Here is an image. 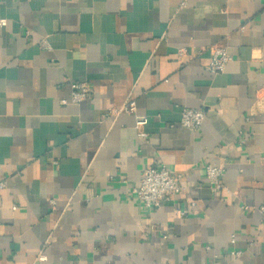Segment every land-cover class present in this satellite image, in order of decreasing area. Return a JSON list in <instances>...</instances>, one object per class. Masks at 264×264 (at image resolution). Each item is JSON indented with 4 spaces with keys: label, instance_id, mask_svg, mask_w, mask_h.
<instances>
[{
    "label": "crops",
    "instance_id": "1",
    "mask_svg": "<svg viewBox=\"0 0 264 264\" xmlns=\"http://www.w3.org/2000/svg\"><path fill=\"white\" fill-rule=\"evenodd\" d=\"M184 1L0 0V264H264V0ZM160 164L187 189L152 213Z\"/></svg>",
    "mask_w": 264,
    "mask_h": 264
},
{
    "label": "built area",
    "instance_id": "2",
    "mask_svg": "<svg viewBox=\"0 0 264 264\" xmlns=\"http://www.w3.org/2000/svg\"><path fill=\"white\" fill-rule=\"evenodd\" d=\"M185 1L183 0V5ZM8 24L7 18H0V28L5 27ZM44 45L47 46V42L44 40ZM232 60L228 49L226 47H215L212 49V58L208 65V70L212 73L223 72L227 64ZM72 97L71 101L74 103H81L84 100L93 96V88L86 81L71 82ZM67 103V101H62ZM137 105L135 100H130L120 108L111 110L109 115H113L119 112L136 113ZM206 118L204 109H195L184 107L182 110L180 123L182 126L191 130H199ZM148 117L145 115H136L135 127L139 131L138 136L142 139L148 137V133L143 128L148 124ZM206 175L213 191H218L224 187L223 176L224 167L207 165ZM4 183L0 182V187H3ZM187 187L183 184V179L180 175L172 172L165 164L157 166H150L146 168L143 173L141 183L138 187L133 189L134 194L139 200V206L143 209L150 210L152 213H156L162 206L165 200L174 198L185 192ZM54 202V201H53ZM264 211V206L261 207ZM188 211L184 210L182 213L186 214ZM235 241V239H233ZM240 251H231V255L240 256ZM46 255L40 254L38 256L39 261H44Z\"/></svg>",
    "mask_w": 264,
    "mask_h": 264
}]
</instances>
